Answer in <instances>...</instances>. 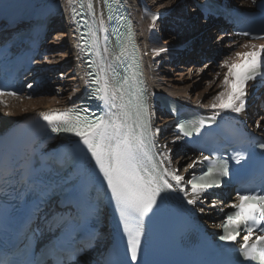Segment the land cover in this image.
<instances>
[{"label":"snow or ice","instance_id":"snow-or-ice-1","mask_svg":"<svg viewBox=\"0 0 264 264\" xmlns=\"http://www.w3.org/2000/svg\"><path fill=\"white\" fill-rule=\"evenodd\" d=\"M77 2L81 9L85 8L86 3L90 24L77 10ZM101 2L103 8L99 16L93 0H65L68 6L65 12L71 10V19L75 24L76 59H83L87 64L88 70L84 76L88 78L85 80L88 99L98 101L103 106L104 114L97 115L80 104L65 110L40 113L51 133L78 139L70 140L66 145L62 142L65 150H54L52 155L26 167L23 173V226L33 235L43 233L45 229L51 232L54 227L58 228V233L51 240L48 255L55 259L56 264H86L87 258L101 244L102 238L96 226L103 199L95 198V194L103 188L108 202L114 203L117 211L124 244L122 249L117 247L114 255L101 253L92 264H150L148 248L144 243L145 218L166 214L171 193L183 194L188 205L195 206L198 201L206 200L204 194L221 188L222 177L229 175L228 161L213 162L201 154V158L193 160L185 171L206 163L209 165L207 170L200 175L193 172L188 179L178 174L179 169L171 167L173 150L167 144H158L157 136L161 129L153 127V106L149 100L154 93H148L143 79L142 56L131 21H126L124 30H120L121 21L125 19L120 9L126 4L124 0ZM251 2L256 4L257 0ZM261 2L264 3V0ZM105 10L107 20L114 22L112 27L118 48L114 52L107 45V35L103 46L98 36V31L107 34L109 30ZM78 16L81 19H77ZM159 19V14L151 15L150 30L155 29ZM260 21V32L264 33V14ZM81 27L86 31L81 32ZM238 35L264 39V35L253 36L251 31H241ZM238 47L250 50L233 51L218 63V67L226 71L219 84L220 91L209 98L211 103L208 107L216 110L214 114L207 119L179 122L176 127L180 134L175 136L172 143L199 135V130L215 123L221 112L245 113L251 95L264 87V44L243 43ZM166 51L165 48L153 49L156 56ZM216 75L219 77L220 73ZM250 87L252 93L249 92ZM6 95L16 96L17 93L0 89V97ZM0 103L7 107L6 101L0 100ZM172 111L176 112V109ZM256 126H261L259 120ZM258 147L264 149V144ZM231 159L240 164L247 157L237 152ZM93 174L99 183L89 188L85 178ZM72 201L78 206L87 203V210L82 212L78 207L74 215L54 212L49 217L46 210L53 203L66 204L70 209ZM211 207H217L215 201ZM230 207L234 211L227 213L224 221L218 225L222 229L219 240L230 245L224 250L229 255L210 264H251L253 261L264 264V190L238 192L237 199ZM198 211L203 213L205 209L200 207ZM26 264L43 262L31 259Z\"/></svg>","mask_w":264,"mask_h":264},{"label":"bare ground","instance_id":"bare-ground-1","mask_svg":"<svg viewBox=\"0 0 264 264\" xmlns=\"http://www.w3.org/2000/svg\"><path fill=\"white\" fill-rule=\"evenodd\" d=\"M38 1L33 0V2ZM124 1L134 18L148 86L151 93H154L151 95L153 97V116L157 117L154 121V128L161 129L157 136L158 144H167L172 148L173 155L181 156L180 163H184L182 175L187 179V174L196 168H187L185 171L186 166L193 160L199 159L200 155L191 151L185 153L183 139L172 143L179 133L174 128L172 118L159 108L154 97L158 93H165L198 107L204 112L214 114L216 110L208 107L211 103L209 98L220 91L219 84L223 79L224 71H226V69L218 67V63L233 51L250 50L238 47L239 44L261 45L264 42L261 39L239 42L237 47L231 50L234 43L230 42L228 34L218 32L215 26L209 22L205 23L197 17L193 3L204 0ZM229 1L235 5L246 4L245 0ZM93 2L99 15L103 4L101 0H93ZM51 4L59 6L51 23L55 39L45 43L32 72L22 83L25 86L24 92L19 97H0V100L7 102V107L0 103V137L39 120L42 112L65 110L79 104L88 91L85 85V80L88 78L84 76L87 71L86 65L83 59H76L78 49L74 47V44L77 40V33L74 31L75 24L71 19V10L65 12V8L68 7L65 0H47L44 5H35V9ZM154 13L159 14L160 19L157 20L155 29L150 30L151 15ZM2 27L4 30L7 28L5 24ZM159 48H165L167 51L161 52L159 56L154 55L153 49ZM205 55L210 60L204 61ZM233 59H235L234 56ZM204 65H208V67L205 68ZM217 72L220 73L219 77L216 75ZM29 84L32 86L28 87ZM254 110L252 108L249 111L252 118L248 119L252 124L255 118V122L259 120L261 125L259 132L264 133V115L255 117ZM230 113L229 111L221 112V114ZM70 140L73 139L59 136L49 144L48 149L62 147V142L66 145ZM171 167L176 168L173 164ZM175 194L181 206L187 210L198 211L202 202L198 201L196 206L191 205V208H188L189 205L183 198V194L178 192ZM197 216L199 215L197 214ZM102 245L104 242L100 244V247ZM100 254L101 252L97 250L91 255L96 259Z\"/></svg>","mask_w":264,"mask_h":264},{"label":"rangeland","instance_id":"rangeland-1","mask_svg":"<svg viewBox=\"0 0 264 264\" xmlns=\"http://www.w3.org/2000/svg\"><path fill=\"white\" fill-rule=\"evenodd\" d=\"M148 1L149 0H147V2ZM159 24H160V22H159ZM53 35H54V32L50 33V35H49V37L47 39V43L54 41L55 38L53 37ZM176 71L178 72V70H176ZM172 163H173V165H175V167L177 169H179V173H181L183 171V164L184 163H180V155L179 154H175V155L172 156Z\"/></svg>","mask_w":264,"mask_h":264}]
</instances>
